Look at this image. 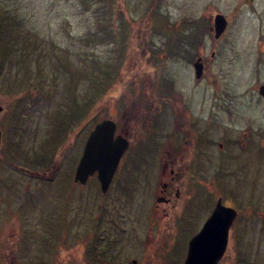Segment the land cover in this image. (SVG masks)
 I'll use <instances>...</instances> for the list:
<instances>
[{
  "label": "rangeland",
  "instance_id": "374dc122",
  "mask_svg": "<svg viewBox=\"0 0 264 264\" xmlns=\"http://www.w3.org/2000/svg\"><path fill=\"white\" fill-rule=\"evenodd\" d=\"M217 12L225 15L228 24L215 39L209 28ZM5 14L13 21L7 29L0 28V38H8L0 48V125L4 134L11 128L29 133L37 150L36 160L30 162L42 170L59 159L77 162L82 134L85 139L102 118H115L122 125L127 106L130 109L136 98L129 91L138 90L139 96L144 89L156 93L162 77L173 79L182 93L194 92L188 96L194 106L218 112L231 132L250 121L264 132V100L257 91L264 82V0L249 4L245 0H0V15ZM192 33L198 34L193 45L187 38ZM176 40H182L181 52H191L193 58L204 55L209 62L214 53L209 62L212 82L196 83L192 62L168 56L177 52ZM79 112L84 122L77 131L78 123H69ZM135 133V144L107 193H100L93 177L81 193L70 191L73 200L65 209L69 185L60 182L58 193L54 188L46 198L40 193L34 196L36 220L20 191L26 177L10 169L0 152L4 165L0 169L6 173L2 221L18 216L22 244L47 256L50 264H89L83 261L84 238L99 216L102 232H108L115 250V264H134L132 259L135 264H182L192 232L185 226L176 232L177 221L160 213L163 203L155 198L161 196V182L171 174L169 168L160 169V148L150 155L141 146L142 132ZM40 145L50 148V157ZM149 156L152 167L145 168ZM237 179L225 178L230 184L224 198L238 215L219 264H264V172L255 187ZM13 191L21 194L16 200ZM45 200L47 210L40 218ZM201 206L198 203L191 225L208 217ZM65 223L68 234L62 230ZM24 225L31 231L25 232ZM63 237L68 246L61 244ZM41 239L45 244L54 241L53 246L45 251ZM19 250L29 264L32 251Z\"/></svg>",
  "mask_w": 264,
  "mask_h": 264
},
{
  "label": "flooded vegetation",
  "instance_id": "af4514ba",
  "mask_svg": "<svg viewBox=\"0 0 264 264\" xmlns=\"http://www.w3.org/2000/svg\"><path fill=\"white\" fill-rule=\"evenodd\" d=\"M253 1L245 0V3L249 4ZM180 43L182 41L178 40L175 46V49H178L177 52L171 55L168 54V56H181L186 58L188 63L192 62V65L195 60L199 59L202 65V73L199 77L196 76L195 69L193 68L196 83L203 80L209 83L212 82V71H210L209 62L214 59V53L210 54L209 62L204 61V55H195L193 58L191 52H181L179 49L181 47ZM157 88L156 93L144 89L141 96H139L138 90L135 92L129 91L130 94L136 93V98L131 102L130 109L127 106L125 111V114L127 113L126 120H124L122 125H119V121L115 118L113 119L116 124L114 136L121 135L125 137L128 141V147L122 154L105 192L101 191L96 174L90 175L84 183H80L74 179L78 161L75 162L73 158L68 159L67 163H65L66 160L59 159L58 162L51 165L49 170H42L40 166L30 162L31 160H36L33 158V155L37 154V150L31 142L29 133L27 131H20V128L12 132L14 128H11L9 132L4 134L0 125V152L4 156L1 160L9 163L10 169L26 177L24 185L20 190L26 198L24 200L25 206L32 204L33 198L37 193L43 195L44 198H46L45 195L48 192L49 194L54 193V188L58 193L60 191L58 185L60 182L69 185L65 209H67L66 206L69 204V200H73L72 192L76 189L77 192L81 193L80 191L83 190V187L93 177L96 180V187L98 185L100 193H107L117 173L123 166V160L131 150L133 144H135V140L133 139L136 135L135 131L139 130L142 132L140 136L143 140L141 146L147 149L150 155L151 152L158 153L160 148V154H163L160 169L169 168L171 177L161 182V196L158 199L155 198V201L163 203L160 213L168 221L171 218L177 221L175 225L176 232L178 227L185 226L190 233L192 232L190 237L197 234L205 220L213 212L218 201L222 207H230L236 211V215L232 221L234 222L238 211L233 206L227 204L224 198V191L230 184V182L226 184L225 178L229 175L233 177L237 176L238 181L251 183L252 187H255L256 183H260L259 178L261 179V174L264 172V132H262L260 125L253 124L250 121L245 123L240 131L231 132L225 123L221 121L223 119L218 115V112L211 111V109L208 111L207 109H200L199 105H197V109L194 106L195 101L188 99V96L190 98L194 96V92L182 93L180 88L176 89L173 79L162 77ZM258 94L264 100L259 92ZM0 104L1 116V112L3 111L1 101ZM79 113L81 114L73 116L72 118L76 119H72V123H69L71 125L74 121L77 122L79 125L77 131L80 130V124L83 125L84 122L83 113ZM221 113L226 114V110L221 108ZM84 136L83 133V141L80 142L81 153L86 140ZM140 138L138 136L137 139L140 140ZM40 148H44L42 151H44L46 157L51 156L52 153L49 147L45 148L44 145H40ZM149 159L150 156L144 161L143 166L145 168L152 167L148 164ZM2 165L0 166L2 167ZM145 168L143 169L144 171L147 170ZM203 176H206L207 179H204ZM5 179L6 173L4 171L1 172L0 169L1 209L3 204L5 205V201H3L5 198L1 193V190L5 191ZM44 183H46V187ZM170 184L172 185L170 186ZM193 185L200 186L201 189L197 191L192 188ZM70 191L72 192L70 193ZM204 193L207 195L206 198H204ZM19 194L20 192L13 191V196L11 197L16 200ZM11 197L9 198L11 199ZM203 198L204 200H202ZM197 202L201 203V208H205L204 213L208 217H201L195 224L191 225V222L196 219V213L199 209ZM34 206L31 205V209L30 207L28 208L31 216L33 215L32 220H36L37 218V216H34ZM47 206L48 201L45 200L43 205L44 210L41 211L40 218L45 217L43 212L47 210ZM156 206L157 203L153 208L154 212L156 211ZM68 210H70V206ZM17 213L21 212L17 210ZM5 214L6 212L2 213L0 211V226L2 227L0 228V264H26L27 260L22 258L25 253H21L22 251L19 250H24V247L32 251L29 255V264H50L48 263L47 256L39 255L31 247L22 244L20 238L22 235L20 224L22 222L18 220L20 218L16 215L18 219L15 218L14 221L7 223L2 221ZM100 220V216L95 217L93 230L85 234H88L84 238L86 242L84 246H87V251L84 253L83 261L85 263L89 262V264H115L116 257L113 254L115 250L110 245L111 241L108 232H102L103 228H101ZM200 220H202L201 223ZM66 225L67 223L62 227V230L68 234L70 230ZM232 226L233 223H231L228 229V239ZM29 227L28 225H24L22 229H25V232H30L32 228L30 229ZM92 234L94 239L90 241ZM53 243L54 241L45 244L41 239L40 245L47 251V247H52ZM18 244L21 247L19 249ZM61 244L68 246V241L63 237ZM226 250L227 247L217 264L223 259ZM136 262V259L130 260V263L135 264Z\"/></svg>",
  "mask_w": 264,
  "mask_h": 264
},
{
  "label": "water",
  "instance_id": "95a60500",
  "mask_svg": "<svg viewBox=\"0 0 264 264\" xmlns=\"http://www.w3.org/2000/svg\"><path fill=\"white\" fill-rule=\"evenodd\" d=\"M226 25V18L216 13L213 18L216 38L224 31ZM201 66L199 59L194 62L197 77L202 73ZM258 92L264 98V83L258 87ZM115 128V123L110 119H103L94 124L86 137L75 169L76 181L84 183L90 175L96 174L101 191H106L128 145L121 135L114 136ZM219 203L218 201L200 231L189 240L183 264H216L222 257L227 245L228 229L236 211L230 207H222Z\"/></svg>",
  "mask_w": 264,
  "mask_h": 264
},
{
  "label": "trees",
  "instance_id": "16d2710c",
  "mask_svg": "<svg viewBox=\"0 0 264 264\" xmlns=\"http://www.w3.org/2000/svg\"><path fill=\"white\" fill-rule=\"evenodd\" d=\"M12 18L10 17L9 14H5L4 16H1L0 15V28H4V29H7L10 25H11V22H12ZM198 36L197 33H192V34H189V36H187L188 38L195 40ZM7 41H8V38H5V37H1L0 38V48L3 49L4 45H7ZM3 54V51H0V55Z\"/></svg>",
  "mask_w": 264,
  "mask_h": 264
}]
</instances>
